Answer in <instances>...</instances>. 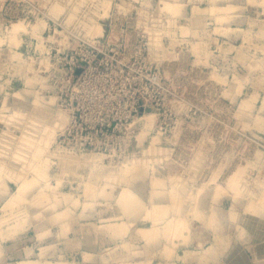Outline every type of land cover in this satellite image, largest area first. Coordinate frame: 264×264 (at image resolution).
<instances>
[{"label": "rangeland", "instance_id": "obj_1", "mask_svg": "<svg viewBox=\"0 0 264 264\" xmlns=\"http://www.w3.org/2000/svg\"><path fill=\"white\" fill-rule=\"evenodd\" d=\"M64 1L63 6L57 3L50 7V13L62 20L69 13L85 10L97 17H138V26L151 34L155 101L149 113L144 112L131 124L135 131L130 145L122 151H108L107 155L60 152L53 141L64 117H59L62 112L56 113V106L51 105L52 82L39 66L43 63L48 67V61L37 59L38 49L44 51V43L55 39L46 38L52 26L48 28L45 18L27 24L15 20L6 31L1 30L0 56H8L6 61L0 57V144H8V148L14 145L16 150L4 148L6 145L0 149V189L3 181L10 180L9 173L18 174V181L12 180L15 184L10 196L17 187H23L18 186L20 178L22 182L34 180L26 181L30 185L33 182L32 186L24 181L23 185L30 188H24L20 198L11 199L6 209L10 211H0L6 214L4 225L18 227L15 232L23 230L31 217L25 208L30 206L31 214L37 212L35 220L43 217L42 210L51 213L49 221L71 220L73 213L80 211L79 222L103 224L99 228L111 235L134 228L141 237L153 239L160 231L175 235L187 228L181 215L168 217L170 210L197 207L201 196L206 200L214 192L215 197H243L247 222L264 227V19L249 20L242 29L224 28L221 24L229 23V18L222 12L235 9L218 6V1L226 0ZM15 22L21 28L10 32ZM95 31L100 32L99 25ZM231 31L238 36L236 40L220 36ZM11 53L13 64L8 63ZM42 53L40 56H47ZM111 56L117 55L108 56V61L115 63ZM15 92L17 96L12 95ZM32 105L39 110L34 111ZM27 129L34 131L24 136ZM43 169L47 175L38 173ZM128 191L133 192L129 203L124 194ZM167 199L171 205L163 204ZM136 201L138 207L133 209ZM142 210L144 220H151L152 225L135 228L131 220ZM91 211L98 214L88 219ZM114 223H120L121 228ZM162 223L161 230L158 224ZM109 224L119 227V232L115 234ZM33 234L31 231L29 236ZM126 241L122 239L119 244L129 249Z\"/></svg>", "mask_w": 264, "mask_h": 264}, {"label": "built area", "instance_id": "obj_2", "mask_svg": "<svg viewBox=\"0 0 264 264\" xmlns=\"http://www.w3.org/2000/svg\"><path fill=\"white\" fill-rule=\"evenodd\" d=\"M0 1V31H6L15 20L27 24L45 18L48 28L52 26L46 38L55 39L44 43V51L38 49L37 59L41 62L44 57L48 61V67L43 63L39 66L52 82V106L65 117L55 134L54 148L71 154L107 155L108 151H122L129 146L135 131L131 124L144 112L149 113L155 101L151 34L138 26V17H97L85 10L69 13L62 20L60 15L50 13V7L62 5L64 0ZM96 25L100 32L95 31ZM109 53L117 55L111 56L115 63L108 61ZM7 56L0 57L6 61ZM9 56L8 63L13 64L12 53Z\"/></svg>", "mask_w": 264, "mask_h": 264}, {"label": "crops", "instance_id": "obj_3", "mask_svg": "<svg viewBox=\"0 0 264 264\" xmlns=\"http://www.w3.org/2000/svg\"><path fill=\"white\" fill-rule=\"evenodd\" d=\"M218 6L235 8L222 12L223 16L229 18V23L221 24L224 28L242 29L249 20L264 19V0H255V3L247 0L218 1ZM202 18L203 21L207 20L206 17ZM220 36L229 40L238 37L232 31L227 36ZM2 138L0 136V140ZM13 148L14 145L8 150ZM10 175V180L3 181L5 186L0 189V211H10L6 210L8 203L18 190L17 187L10 196V189L15 184L12 180L17 176ZM205 198L203 200L201 196L197 207L183 206L180 211H169L168 217L181 215L186 219L187 228L175 235L160 231L153 239L141 237L134 228L122 235H111L99 228L103 224L94 226L91 225L93 221H89L90 225L79 222L80 211L73 213L71 220L49 221L51 213L42 210L43 217L35 220L33 216L37 212L31 214L33 207L30 206L25 208L31 216L27 225L15 232L18 227L4 225L6 218L2 216L6 214L0 212V218H3L0 220L3 234V237L0 234V264H17L21 261L63 264H121L122 261L124 264H264V227L247 222L243 197L238 200L230 195L215 197L213 192L209 198ZM163 204L171 205V202L167 199ZM94 214L98 212L91 211L87 218L91 219ZM144 214L142 210L131 220L135 228L152 225L151 220H144ZM163 223L158 224L160 229ZM10 229H14V232H8ZM31 231H34L33 236H29ZM125 238L129 249L123 243L119 244Z\"/></svg>", "mask_w": 264, "mask_h": 264}, {"label": "bare ground", "instance_id": "obj_4", "mask_svg": "<svg viewBox=\"0 0 264 264\" xmlns=\"http://www.w3.org/2000/svg\"><path fill=\"white\" fill-rule=\"evenodd\" d=\"M16 22H17V21H16ZM16 22H15V24L11 25L12 28L10 27V28H11V31H10V32L13 31L12 29H14V30H18V29H19V27H20V23H22V21H21L20 23H19V22L16 23ZM11 23H12V22H11ZM34 25H35V24H34ZM38 27H39V26H38ZM20 28H21V27H20ZM34 29H36V28H34ZM14 32H15V31H14ZM15 34H16V33H15ZM10 36H11V33H10ZM14 94H16V92L13 93L12 95H14ZM256 94H257V93H256ZM254 95H255V93H254ZM254 95H253V96H254ZM14 96H15V95H14ZM14 96H13V97H14ZM16 96H17V94H16ZM250 97H252V96H250ZM14 98L16 99V97H14ZM248 98H249V97H248ZM253 98H254V97H253ZM246 99H247V98H246ZM247 100H248V99H247ZM250 100H251V98H250ZM5 101H6V100H4V102H5ZM244 101H245V100H244ZM252 101H253V100H252ZM48 102H50V101H48ZM247 102H249V101H247ZM247 102H246V105L248 106V103H247ZM52 103H53V102H52ZM243 103H245V102H243ZM263 103H264V102H263ZM3 104H4V103H3ZM34 104H35V103H34ZM34 104H33V105H34ZM5 105H6V104H5ZM33 105H32V109L35 111L36 108L34 109ZM51 105H52V104H51ZM246 105H245V106H246ZM252 105H253V104H252ZM3 106H4V105H3ZM34 106L37 107L36 105H34ZM261 107H262V106H261ZM3 108H4V107H3ZM3 108H2V109H3ZM37 110H39V109H37ZM37 110H36V111H37ZM58 111H59V110H56V113H57ZM21 112H22V111H21ZM24 113H25V112H24ZM34 114H35V113H34ZM0 115H1V114H0ZM28 115H29V114H28ZM32 116H33V115H32ZM7 117H8V115H7ZM28 117H29V116H28ZM28 117H27V118H28ZM59 117H64L63 113H61V114L59 115ZM33 118H34V117H33ZM34 119H35V118H34ZM55 119H56V118H55ZM29 120H30V119H29ZM31 120H32V119H31ZM31 120H30V121H31ZM36 120H37V119H36ZM64 121H65V117H64ZM31 122H36V121H35V120H34V121L32 120ZM31 122H30V123H31ZM53 123L55 124L56 122H53ZM53 123H52V124H53ZM4 128H5V127H4ZM6 129H7V128H6ZM5 131H6V130H5ZM30 131H31V133H32L34 130L32 131V129H31V130L27 129V131H25L24 134H23V133H22V134H23L24 136H26V135H28V134L30 135V134H31ZM56 132H57V131H56ZM19 137H20V136H19ZM30 137H31V136H30ZM24 138H27V137H24ZM28 138H29V137H28ZM4 142L6 143V141H4ZM19 142H20V141H19ZM0 145H1V144H0ZM3 145H4V143H3ZM3 145H2V146H3ZM5 145H6V144H5ZM5 145H4V146H5ZM7 145H8V144H7ZM7 145H6V147H4V146H3V147L6 148V149H8ZM39 145H41V144H39ZM2 146H1V148H2ZM38 147H39V146H38ZM4 148H3V149H4ZM14 148H15V150H16V147H14ZM19 148H20V147H19ZM19 148H17V150H18ZM19 150H20V149H19ZM18 152H19V151H18ZM18 152H17V153H18ZM23 153H24V152H23ZM20 154H21V153H20ZM27 155H28V154H27ZM23 157H24V156H23ZM27 157H28V156H27ZM29 157H31V156H29ZM24 159H25V158H24ZM28 159H29V158H28ZM2 161H3V160H2ZM23 161H24V160H23ZM24 162H25V161H24ZM0 164H1V163H0ZM1 165H2V164H1ZM3 165H4V164H3ZM8 165H9V164H8ZM9 167H10V166H9ZM9 167H8V170L11 169V168H9ZM1 168H2V167H1ZM6 168H7V167H6ZM6 168H5V169H6ZM34 168H35V167H34ZM39 168H40V167H39ZM13 171H14V170H13ZM39 171H40V169H39ZM41 171H42V170H41ZM44 171H45V170L43 169L42 172H38V173L41 174V173H43ZM35 172H36V171H35ZM114 172H115V171H113V174H114ZM15 173H16V172H15ZM43 174H44V173H43ZM43 174H42V175H43ZM9 175H10V173H9ZM13 175H14V174H13ZM13 175H11V176H13ZM22 175H23V174H22ZM44 175H47V174L45 173ZM14 176H15V175H14ZM17 176H18V174H17ZM17 176H16V178H15V177H13V178L17 179ZM19 176H21V175H19ZM23 177H24V176H23ZM23 179H24V178H23ZM21 180H22V179H21ZM31 180H33V179H28V178H27V179H24L23 182L20 181L22 184H20V183H19V184L22 185L23 187H22V188L20 187L21 189L18 188L17 192H16V193L14 192L13 197H14V198H16V197H17V198H20V197H21V194H23V192H24V191H23L24 188H30V187H28V186L30 185L29 182L27 183L26 181H31ZM17 181H18V180H17ZM24 181H25L27 184H29V185H27V184H26V185H25V184L23 185ZM33 181H34V180H33ZM34 183H35V182H34ZM19 184H18V185H19ZM32 184H33V182H32ZM32 184H31L30 186H32ZM2 185H3V184H2ZM20 185H19V186H20ZM4 186H5V185H4ZM26 186H27V187H26ZM124 189H125V188H124ZM25 190H26V189H25ZM26 191H27V190H26ZM123 191H124V190H123ZM130 193L132 194L133 192H131V191L129 192V191H128V193H127V192L124 193V194H125V197L128 198V200H127L128 203H129V200L133 197V195H131ZM120 194H123V193H120ZM120 196H121V195H120ZM120 196H119V197H120ZM123 196H124V195H123ZM123 196L120 197V198H122V199L124 200ZM11 197H12V196H11ZM13 197H12V198H13ZM130 197H131V198H130ZM127 198H125V199H127ZM134 199H135V198H134ZM14 200H15V199H14ZM14 200H13V201H14ZM13 201H12V202H13ZM118 201H119V200H118ZM127 201H126V202H127ZM132 201H133V200H131L130 202L132 203ZM10 202H11V199H10ZM121 202L123 203V201H121ZM126 202H124V205H125ZM133 203H134V201H133ZM137 203H139V201H136L135 207H134L133 209H136V206L138 207ZM128 205H130V204H128ZM128 205H126V206H128ZM133 205H134V204H132V206H133ZM139 205H140V204H139ZM139 207H140V206H139ZM161 207H162V206H161ZM152 208H153V207H152ZM157 208H158V207H157ZM131 209H132V208H131ZM153 210H154V209H153ZM157 210H158V209H157ZM151 212H152V211H151ZM159 213H160V212H159ZM2 217H5V216H2ZM0 220H3V218H2V219L0 218ZM2 222H3V221H2ZM2 222H1V223H2ZM114 224H115V223H114ZM115 225H116V226H119L120 223H119V225H117V224H115ZM109 226H110V227L113 226V227H111V228H112V229L114 228V229H115V231L113 230L114 233H115V232L117 233L118 230L116 231V229L119 228L121 225H120L119 227H117V228H116L114 225H112V224H111V225L109 224ZM105 227H106V226H105ZM110 227H109V228H110ZM111 228H110V229H111ZM120 228H121V227H120ZM106 229H107V228H106ZM176 229H177V228H176ZM120 230H121V229H120ZM172 230H173V227H172ZM107 231H108V230H107ZM109 231H110V230H109ZM113 231L111 230V232H113ZM181 231H182V230H181ZM118 232H119V231H118ZM116 233H115V234H116Z\"/></svg>", "mask_w": 264, "mask_h": 264}]
</instances>
